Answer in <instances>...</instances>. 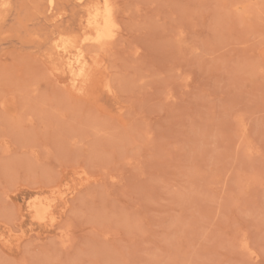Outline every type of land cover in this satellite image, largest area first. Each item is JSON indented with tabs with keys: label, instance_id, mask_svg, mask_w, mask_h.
<instances>
[{
	"label": "rangeland",
	"instance_id": "obj_1",
	"mask_svg": "<svg viewBox=\"0 0 264 264\" xmlns=\"http://www.w3.org/2000/svg\"><path fill=\"white\" fill-rule=\"evenodd\" d=\"M101 1L0 0V264H264V0Z\"/></svg>",
	"mask_w": 264,
	"mask_h": 264
},
{
	"label": "bare ground",
	"instance_id": "obj_2",
	"mask_svg": "<svg viewBox=\"0 0 264 264\" xmlns=\"http://www.w3.org/2000/svg\"><path fill=\"white\" fill-rule=\"evenodd\" d=\"M48 2L50 5L53 4V0H48ZM101 3L102 6L99 10L101 16L100 22H96L92 27H89L91 22H88L87 26L89 30L94 29L93 31H95V33L90 37V40H94L97 45L99 44L102 46L103 44L105 45V38H112L113 34H111L109 30V26L112 21V10H110L107 0H102ZM72 43L73 41L70 38H67L62 43V46L65 47L66 50H69V47L72 46Z\"/></svg>",
	"mask_w": 264,
	"mask_h": 264
}]
</instances>
